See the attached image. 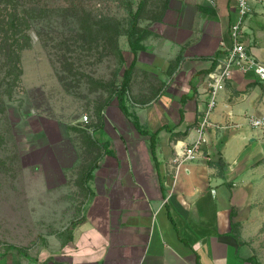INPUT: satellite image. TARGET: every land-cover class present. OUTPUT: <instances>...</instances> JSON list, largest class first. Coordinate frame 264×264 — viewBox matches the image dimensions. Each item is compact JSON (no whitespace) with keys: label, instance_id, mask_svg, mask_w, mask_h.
<instances>
[{"label":"crops","instance_id":"crops-1","mask_svg":"<svg viewBox=\"0 0 264 264\" xmlns=\"http://www.w3.org/2000/svg\"><path fill=\"white\" fill-rule=\"evenodd\" d=\"M237 18L236 0H154L139 21L144 49L123 50L130 116L114 99L88 132L100 161L73 241L45 259L0 251V264H264V135L248 122L264 118V83L235 71L210 115L220 128L208 131V158L179 172L173 162L174 145L196 138L208 74L232 47ZM240 41L264 63V4Z\"/></svg>","mask_w":264,"mask_h":264},{"label":"rangeland","instance_id":"rangeland-1","mask_svg":"<svg viewBox=\"0 0 264 264\" xmlns=\"http://www.w3.org/2000/svg\"><path fill=\"white\" fill-rule=\"evenodd\" d=\"M6 1L0 0V21ZM140 1H11L20 6L40 3L42 11L32 16V45L21 52L20 82L5 76L0 63V83L9 94L0 112L2 253L14 246L33 258H48L82 216L88 192L81 179L99 154L87 148L86 135L127 65L96 26L103 17H112L125 32L129 8L136 10ZM153 2L146 1L142 15ZM89 28L96 31L91 34ZM118 44L121 50L129 47L125 34Z\"/></svg>","mask_w":264,"mask_h":264},{"label":"trees","instance_id":"trees-1","mask_svg":"<svg viewBox=\"0 0 264 264\" xmlns=\"http://www.w3.org/2000/svg\"><path fill=\"white\" fill-rule=\"evenodd\" d=\"M11 1L15 0H8L6 1V5H4V8L1 9L3 11V19L0 21V63L5 69V76H11L13 78V81L20 82L21 76L23 74V70L21 67V52L29 49L32 45V36L30 34V30L32 27V16L35 13H40L42 11V8L40 6V3H35L31 5L26 6H20L15 5ZM17 1V0H16ZM66 2L68 0H65ZM147 0H141L136 8L134 10L132 7L129 8V16H130V23L127 30L124 32L122 29L121 23L116 19L112 17H103L104 20H102L105 24H97L96 27H99L100 29L96 31V28H89L91 31L89 33L92 34V32L95 31L98 33V35H102L105 37L109 42L113 45L114 49H116V52L119 54L123 66L126 63L124 51L119 48L118 44V38L125 34L128 39V45L130 47L131 52L134 54V56H137V53L144 49V46L142 44L145 34L141 33V30L139 28V21L141 18V13H143L145 9ZM23 25H25V29L23 28ZM104 25V26H103ZM89 29H84L85 31H88ZM36 33L40 34V30H36ZM88 34V32H86ZM133 69V63L129 65L128 67L125 66L124 71L122 73V79L120 81V84L114 85V90L110 93L107 100H105L104 106L99 108L96 113L95 117L100 118L102 109L107 106L109 103H111L114 99H117L119 106L122 110L126 112L128 116H130V113H127L128 108L126 106V97H127V91L129 90L130 86V80H131V74ZM3 83H0V112H3L6 104L4 97L6 95H9L3 90ZM11 94V93H10ZM134 121V125L138 128L140 132H142L145 135H149L148 130L141 129L138 121L136 118H132ZM157 137V133L151 134V140H152V146H154L155 140ZM91 150V152H97L99 153L100 147L98 146L97 142L92 138L91 134L86 135V139L84 142ZM100 161V154L94 159L92 164L90 165L87 172H85L82 176V187L84 190H87L89 192V182L92 179V171L93 169L98 166ZM83 218H78L76 221L72 222L70 226L67 228L66 232H64L61 236V246L62 248H65L69 243H71L74 239V229L75 227L81 222ZM233 234L239 238L240 233L237 226H232ZM15 250L19 255L26 256L28 255L27 251L21 248H16L14 246H9L7 248V251ZM250 264H261L256 257H252L249 259Z\"/></svg>","mask_w":264,"mask_h":264},{"label":"built area","instance_id":"built-area-1","mask_svg":"<svg viewBox=\"0 0 264 264\" xmlns=\"http://www.w3.org/2000/svg\"><path fill=\"white\" fill-rule=\"evenodd\" d=\"M207 1L215 5V0ZM236 4L238 18L230 28L233 45L227 50L225 57L218 66L208 74L209 103L195 128L196 138L187 146H182L179 142L174 145L175 157L173 162L176 172H179L188 162L208 158L206 152L209 145L208 131L211 128H220L213 124L210 115L216 107L219 93L225 89L226 83L232 78L233 73L238 71L242 74H254L260 82L264 83V63L251 54L240 41V35L244 31L245 19L252 15L254 6L264 4V0H236ZM222 46L225 44L222 43ZM88 120V116H84L82 119L84 123H88ZM248 122L254 128L260 129L264 135V118L251 116L248 118ZM233 127L238 126L233 125Z\"/></svg>","mask_w":264,"mask_h":264}]
</instances>
